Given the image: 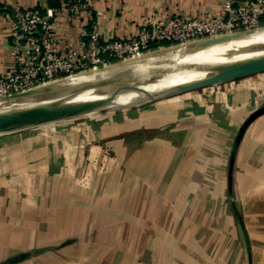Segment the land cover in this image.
<instances>
[{
  "label": "crops",
  "instance_id": "0c3cea01",
  "mask_svg": "<svg viewBox=\"0 0 264 264\" xmlns=\"http://www.w3.org/2000/svg\"><path fill=\"white\" fill-rule=\"evenodd\" d=\"M62 2L0 0V70L11 63L10 12ZM221 2L83 0L77 14L55 13L53 34L75 44L85 8L101 10L94 17L111 38L153 12L197 15ZM249 83L264 86V74L207 99L175 96L0 132V264H264V113L245 128L232 167L241 223L226 201L233 134L258 107Z\"/></svg>",
  "mask_w": 264,
  "mask_h": 264
},
{
  "label": "built area",
  "instance_id": "2783aa9c",
  "mask_svg": "<svg viewBox=\"0 0 264 264\" xmlns=\"http://www.w3.org/2000/svg\"><path fill=\"white\" fill-rule=\"evenodd\" d=\"M83 0H64L47 7L15 8L10 12L9 66L0 70V96L9 95L50 79L99 67L112 59H124L188 40L264 26V0H222L217 10L192 15L183 11L160 16L151 13L136 31L122 37H103L94 15L80 27L75 44L60 43L52 20L59 9L75 14ZM157 44L151 48V44Z\"/></svg>",
  "mask_w": 264,
  "mask_h": 264
},
{
  "label": "bare ground",
  "instance_id": "6f19581e",
  "mask_svg": "<svg viewBox=\"0 0 264 264\" xmlns=\"http://www.w3.org/2000/svg\"><path fill=\"white\" fill-rule=\"evenodd\" d=\"M260 43L264 44V26L164 46L130 58L110 61L100 67L50 79L42 86L53 90L51 93L20 100L0 101V110L43 115L65 107H70L71 110L80 109L87 106L92 98H97L94 109L79 114L88 115L99 109L149 101L159 98L154 92L160 87H170L240 68L263 67L264 58H254L249 64L237 62L239 58L257 52L249 51L247 46ZM86 71L91 72L85 74ZM74 75L77 76L72 77ZM123 83L137 86L114 91L118 84Z\"/></svg>",
  "mask_w": 264,
  "mask_h": 264
},
{
  "label": "water",
  "instance_id": "95a60500",
  "mask_svg": "<svg viewBox=\"0 0 264 264\" xmlns=\"http://www.w3.org/2000/svg\"><path fill=\"white\" fill-rule=\"evenodd\" d=\"M252 29H254V28L247 29V30H252ZM239 31H245V30H239ZM239 31H233V32L214 35V36L228 35V34L236 33ZM248 49H249V51H257V52L255 54H250L249 56L239 58L237 60V62H244L245 64H249L250 61L253 60L254 58L255 59L264 58V45H257V46L250 47ZM260 50L262 52H258ZM263 68H264V66L260 67V68H252V69L240 68V69L232 71V72L220 73V74H211V75L205 76L204 78L199 79V80H191V81H186V82H182V83H177V84H174L170 87H160L159 89L155 90L154 93L159 95V98H156V99H160V98L171 96V95H174L177 93H181V92H185L188 90L203 87L205 85L214 84V83L220 82V81L225 80V79H231V78H235V77H239V76L248 75V74L255 72L256 70H260ZM136 86L137 85L131 84V83L118 84L115 87L114 91H120V90H124V89H128V88H134ZM111 89H114V88H111ZM52 91L53 90H50L47 87H43L42 84H40V85H36L34 87H31V88H28V89H25L22 91H18V92L9 94V95L0 96V101L20 100V99L27 98V97H33V96L48 94V93H51ZM156 99H152V100H156ZM96 102H97V98H92L90 103L87 106H84L80 109H72L71 110L70 107H65V108H62L60 110H57V111H54L51 113H47V114H43V115L24 114V113H21V112L16 111V110H0V132L16 130V129L25 128V127L34 126V125L36 126V125L46 124V123L58 121L59 119L68 118L71 116H78L79 114H83V113H86V112L94 109ZM134 104H136V103H134ZM129 105H132V104L120 105V106H116L113 108H120V107L129 106ZM109 109H111V108H109ZM100 110H106V109H99L98 111H100ZM262 113H264V104H261L260 106L253 109L248 114V116L242 121V123L240 124V126L238 128V131H237V134L235 137V141L231 147L230 160H229V165H228V188H229V190H231L233 156L235 153L236 146H237L239 140L241 139V136H242L245 128L247 127V125L254 118H256L258 115H260Z\"/></svg>",
  "mask_w": 264,
  "mask_h": 264
},
{
  "label": "rangeland",
  "instance_id": "374dc122",
  "mask_svg": "<svg viewBox=\"0 0 264 264\" xmlns=\"http://www.w3.org/2000/svg\"><path fill=\"white\" fill-rule=\"evenodd\" d=\"M243 30L249 31L247 29H243ZM170 45H174V44H170ZM258 45H264V44L260 43ZM165 46H168V45H165ZM253 46H257V44L247 46L246 48H250V47H253ZM160 48H163V47H160ZM160 48L151 49V50H148V51H146L144 53H147V52H150V51H153V50H157V49H160ZM127 58H130V57H127ZM118 60H120V59H118ZM90 72L91 71H86L84 73L87 74V73H90ZM261 74H264V68L263 69H260V70H256L255 72H253L251 74H248V75L239 76V77H235V78H231V79H225V80H222V81L217 82V83H214V84L205 85L203 87H199V88H196V89H192V90H188V91H185V92L177 93V94H174V95H171V96H167V97H163V98L156 99V100H149V101H145V102L136 103L134 105H136V106H142V105H145V104H149V103L155 102L157 100H168L169 98H173L175 96L176 97L177 96H183V95H185L186 98H192L193 96L191 94H196L197 96H203L204 99H207L210 93L212 95L216 91H224V88L225 87H224L223 84H226V86L229 85V84H231V85L232 84H237V82H242V81L248 80V79L251 80L254 77H257L258 75H261ZM76 76L77 75H74L72 77H76ZM72 77H68V78H72ZM260 89H263L264 90V86H261L260 87V85L259 84H256V83H253V86H252V84L249 83V90L252 91V93L255 92L254 103L257 104L258 106L261 105V104H264V91L263 90H260ZM207 106L210 107V109H212L213 103L212 102L211 103L208 102L207 103ZM115 109L116 108H111V109H106V110H100V111H96V112H94L92 114H88V115L71 116V117H68V118L59 119L58 121H54V122H60V121H65V120H74V121H76V120H83L86 117L95 116V115H98L100 113H103V112H106V111L115 110ZM29 127H32V126H29ZM238 127H237V129L235 130V132L233 134V137H232V140H231V147H232V145H233V143L235 141V137H236V134H237V131H238ZM146 132L147 133H151L152 131H146ZM91 144L92 143H89V145H91ZM238 144H239V142H238ZM238 144H237V146H238ZM88 146H87V149H88ZM237 146H236V149H237ZM236 149H235V153H236ZM230 153H231V149H230ZM230 153H229L228 160H230ZM235 153H234V156H233V163H234V159H235ZM230 191H231V193L228 195L229 197L226 199V201L228 200V202L230 204H232V202H233V205H232L233 206V209H234L233 210L234 211V216L233 217L236 220L235 222L241 223L240 216H239V208L237 207V203H234L235 202V199L233 198V195L234 194L232 192V183H231V190ZM215 205H216V202H214V206ZM198 218H199V220L200 219L201 220L202 219L205 220V216L204 215L203 216L202 215H198ZM204 220H202V221H204ZM212 220L215 221V222L218 221L219 223L225 222L224 221L225 218L222 215H219V216L213 215Z\"/></svg>",
  "mask_w": 264,
  "mask_h": 264
},
{
  "label": "trees",
  "instance_id": "16d2710c",
  "mask_svg": "<svg viewBox=\"0 0 264 264\" xmlns=\"http://www.w3.org/2000/svg\"><path fill=\"white\" fill-rule=\"evenodd\" d=\"M55 5H57V4H55ZM163 44H164V45H167L168 42H164ZM156 46H157V44H155V43L151 44V48H155ZM112 60L114 61V60H116V59H112Z\"/></svg>",
  "mask_w": 264,
  "mask_h": 264
}]
</instances>
